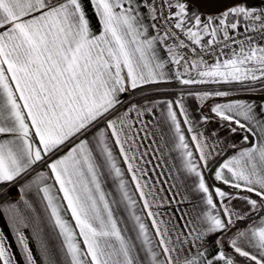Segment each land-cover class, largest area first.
<instances>
[{"label":"snow or ice","instance_id":"snow-or-ice-1","mask_svg":"<svg viewBox=\"0 0 264 264\" xmlns=\"http://www.w3.org/2000/svg\"><path fill=\"white\" fill-rule=\"evenodd\" d=\"M193 2L0 0V264H264V0Z\"/></svg>","mask_w":264,"mask_h":264},{"label":"water","instance_id":"water-1","mask_svg":"<svg viewBox=\"0 0 264 264\" xmlns=\"http://www.w3.org/2000/svg\"><path fill=\"white\" fill-rule=\"evenodd\" d=\"M233 2L234 0H194V2L190 4L201 13H211L218 9L231 6ZM242 98L262 101L264 93L257 92L251 95L242 94Z\"/></svg>","mask_w":264,"mask_h":264},{"label":"rangeland","instance_id":"rangeland-1","mask_svg":"<svg viewBox=\"0 0 264 264\" xmlns=\"http://www.w3.org/2000/svg\"><path fill=\"white\" fill-rule=\"evenodd\" d=\"M190 6V5H189ZM229 7V6H227ZM227 7H224V8H221V9H218L214 12H211V13H200L201 16H216L218 15L220 12L224 11Z\"/></svg>","mask_w":264,"mask_h":264},{"label":"crops","instance_id":"crops-1","mask_svg":"<svg viewBox=\"0 0 264 264\" xmlns=\"http://www.w3.org/2000/svg\"><path fill=\"white\" fill-rule=\"evenodd\" d=\"M255 0H249V2H254ZM260 3H261V1H260ZM192 5L190 4V6H189V10L191 11V9H192ZM200 14V13H199ZM89 15L91 16V11L89 10ZM207 17H209V16H201V18L202 19H207ZM93 23H95V19L93 18ZM257 104H260L262 101H257V100H254ZM191 103H194V102H191Z\"/></svg>","mask_w":264,"mask_h":264},{"label":"trees","instance_id":"trees-1","mask_svg":"<svg viewBox=\"0 0 264 264\" xmlns=\"http://www.w3.org/2000/svg\"><path fill=\"white\" fill-rule=\"evenodd\" d=\"M260 1L261 0H255L254 2H250V4L254 5V6H257L260 4ZM191 11H197L198 13H201L199 12L195 7H192Z\"/></svg>","mask_w":264,"mask_h":264},{"label":"built area","instance_id":"built-area-1","mask_svg":"<svg viewBox=\"0 0 264 264\" xmlns=\"http://www.w3.org/2000/svg\"><path fill=\"white\" fill-rule=\"evenodd\" d=\"M260 5H261V3L259 5H257V6H260Z\"/></svg>","mask_w":264,"mask_h":264}]
</instances>
